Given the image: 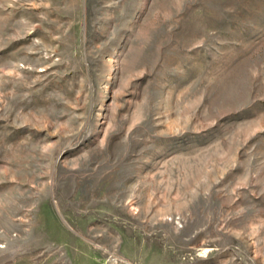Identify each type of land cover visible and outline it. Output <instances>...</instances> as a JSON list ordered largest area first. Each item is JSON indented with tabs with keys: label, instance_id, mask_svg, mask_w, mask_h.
<instances>
[{
	"label": "rangeland",
	"instance_id": "obj_1",
	"mask_svg": "<svg viewBox=\"0 0 264 264\" xmlns=\"http://www.w3.org/2000/svg\"><path fill=\"white\" fill-rule=\"evenodd\" d=\"M0 264H264V0H0Z\"/></svg>",
	"mask_w": 264,
	"mask_h": 264
}]
</instances>
